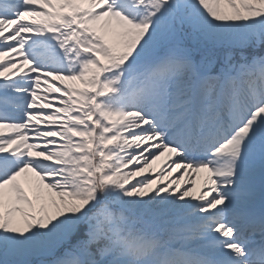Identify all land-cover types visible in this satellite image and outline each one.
I'll return each mask as SVG.
<instances>
[{
	"label": "snow or ice",
	"instance_id": "6c2138e0",
	"mask_svg": "<svg viewBox=\"0 0 264 264\" xmlns=\"http://www.w3.org/2000/svg\"><path fill=\"white\" fill-rule=\"evenodd\" d=\"M0 264H264V0H0Z\"/></svg>",
	"mask_w": 264,
	"mask_h": 264
},
{
	"label": "rangeland",
	"instance_id": "374dc122",
	"mask_svg": "<svg viewBox=\"0 0 264 264\" xmlns=\"http://www.w3.org/2000/svg\"><path fill=\"white\" fill-rule=\"evenodd\" d=\"M166 156H167V154H166ZM164 160H165V157H161V159L159 161H156V163L153 165L152 170L158 171L159 168L161 167V165L163 164ZM174 175H178V174H174ZM206 176H207V174L205 172H201V173L196 175L195 183H196V190L197 191H199L203 187ZM21 182L24 183L25 185H27V182L25 181L24 178L21 179Z\"/></svg>",
	"mask_w": 264,
	"mask_h": 264
},
{
	"label": "bare ground",
	"instance_id": "6f19581e",
	"mask_svg": "<svg viewBox=\"0 0 264 264\" xmlns=\"http://www.w3.org/2000/svg\"><path fill=\"white\" fill-rule=\"evenodd\" d=\"M34 177H28V180H34ZM27 182V180H25Z\"/></svg>",
	"mask_w": 264,
	"mask_h": 264
}]
</instances>
